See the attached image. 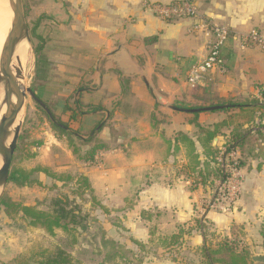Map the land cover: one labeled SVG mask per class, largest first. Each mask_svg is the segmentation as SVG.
<instances>
[{
  "label": "crops",
  "instance_id": "crops-1",
  "mask_svg": "<svg viewBox=\"0 0 264 264\" xmlns=\"http://www.w3.org/2000/svg\"><path fill=\"white\" fill-rule=\"evenodd\" d=\"M41 1L36 22L44 60L34 92L56 115L73 100L87 106L82 107L85 113L78 125L83 134L105 122L98 137L110 147L95 155L94 165L79 169L98 198L115 207L133 200L129 208L138 211L142 225L153 220L172 231L178 225L194 227L195 220H200L214 233V241L236 233L250 239L247 234L252 231L260 248L263 153L246 158L249 168H241V191L232 210L227 214L208 211L203 200L216 179L208 178L211 185L199 183L188 150L175 140L182 132L194 141L201 167L205 157L196 139L194 113L168 106L195 108L228 100L261 104L264 49L241 48L229 39L221 49L222 66L212 70L202 85L191 87L186 76L205 57L209 39L198 18L164 20L145 5L154 0ZM192 2L200 15L213 22L264 35L262 13L232 11L218 0ZM221 110L199 112L197 121L212 125L226 116ZM259 124L258 130L264 133V118ZM227 133L223 129L212 147H224ZM66 153L71 156L70 150ZM189 238L197 244L204 240L202 232L194 229Z\"/></svg>",
  "mask_w": 264,
  "mask_h": 264
},
{
  "label": "rangeland",
  "instance_id": "rangeland-1",
  "mask_svg": "<svg viewBox=\"0 0 264 264\" xmlns=\"http://www.w3.org/2000/svg\"><path fill=\"white\" fill-rule=\"evenodd\" d=\"M21 1L31 44L34 47L38 44V40L32 38V31L35 30V26L37 32L39 30V24L37 23L35 26L34 24L42 1ZM218 1L225 3L232 11L241 9L245 13L264 14V0ZM33 60H36V55ZM31 75L28 86L32 89L37 83L35 66ZM38 105L27 94L18 122L20 125L19 136H25V144L19 156L13 161L11 160L10 168L31 170L36 167H44L63 177L70 175L75 178L79 174L85 175L79 169L82 166L84 168L91 167L96 162V158L93 162H85L79 157L83 155L84 151L89 150L93 143L80 145L77 140L73 139L79 152L78 154L71 152V156H68L66 152L70 149L67 146L66 138L58 139L56 137L58 132H54L51 122L46 114L40 111ZM46 109L48 108L46 107ZM31 177L38 180L37 183L20 186L7 181L2 196L7 195L12 201L20 204L36 205L57 194H68L70 199H74L80 204L83 212L89 215L87 228L69 231L58 228L54 229L53 233H48L40 226L27 224L20 214L6 215L3 207L0 206V264H30V259L36 258L41 251H53L56 247L66 250L72 261L78 264H205L200 252L201 242L197 244L189 238L190 235H186L181 243L168 244L165 239L178 230L177 226L171 231L161 228L153 220L148 225L140 224L137 216L138 211L129 208L133 200H128V202L126 200L124 207L108 206L98 198L94 191L93 193L85 191L80 196L77 185L74 184L75 180L65 182L55 180L39 171L33 172ZM90 194L94 195L95 203L92 202ZM45 204L46 202H43V205L39 207L44 208ZM183 227L185 231L189 228ZM150 230L152 233H149ZM237 231L240 233L241 230ZM206 233L205 239L211 241L212 244L221 239L217 238L218 240L214 241V233L209 231ZM247 236L250 239H247L244 233H236L232 238L235 243H239L241 249L246 250L251 256L258 251L264 254L261 244H259L260 248H258V243L256 244V233L251 231ZM102 238L113 240L121 248H114L118 251L115 253L110 244L103 246ZM108 252L111 255H108Z\"/></svg>",
  "mask_w": 264,
  "mask_h": 264
},
{
  "label": "trees",
  "instance_id": "trees-1",
  "mask_svg": "<svg viewBox=\"0 0 264 264\" xmlns=\"http://www.w3.org/2000/svg\"><path fill=\"white\" fill-rule=\"evenodd\" d=\"M37 25V22L34 26ZM32 38L38 40V44L34 45L33 50L36 55L35 60V79L36 82L41 72V62H43L44 57L42 55V39L38 34L36 26L35 30L32 31ZM40 63V65H39ZM122 81L126 79L122 78ZM35 87L32 88V92L35 94ZM263 102L258 104H241L233 102L231 100L221 103V105H226L221 111L226 113V116L220 121L213 123L212 125L206 126L201 125L197 121L198 113L192 114V123L196 128L197 141L202 148V153L205 159L200 167V161L198 160V153L195 151L194 141L182 132H179L175 140H180L184 143L186 147L187 154L189 157V163L191 169L196 172L197 178H199V183H208V178L218 179L222 177L221 169L215 160L217 152L219 149L212 147L213 139L222 134V130H228L227 138L223 144L226 150H236L239 153V158L237 162V167L242 168L247 165L246 158L249 156L254 157L255 155L263 153V143H264V133L258 130V126H262L260 123L261 119L264 118V91H262ZM39 104V103H38ZM49 112H47L46 108ZM38 105L41 112L45 113L48 120L51 122L54 132H58L56 137L58 139L66 138L67 146L72 153L78 154L79 148H77L73 139L77 140L80 145H87L91 142L93 145L89 150L84 151L83 155L79 158L85 162H93L95 155L101 151L108 148V146L103 143L99 137L98 133L101 128L106 125L104 123L97 124L88 133H81L78 129V123L81 116L85 113L82 104L78 100H73L72 105L66 104L63 108L61 115H56L48 104L44 103ZM220 109L214 110L218 111ZM63 117L65 119H63ZM257 118V120H256ZM255 128L256 130H252ZM25 136L20 135L18 143L14 150V155L12 161L19 156L21 150L25 144ZM99 139V140H98ZM249 168V166L247 165ZM35 171L43 172L47 176L60 181H71L75 180L77 185L78 194L82 196L85 191L93 193L90 181L87 176L79 174L75 178L70 175L65 177L56 174L55 172H50L47 168L36 167L31 170H25L22 168H13L9 170L8 182L23 186L30 185L38 180L33 179L32 173ZM212 180L210 181L212 184ZM91 195V194H90ZM92 202L95 203L94 195H91ZM46 202L45 207L41 208L39 206ZM0 206L3 207L6 215L20 214L27 224L31 226H40L44 228L48 233H53L54 229H62L64 231H69L73 229H86L87 219L89 215L83 212L80 204H78L74 199H70V196L65 193H60L55 196L44 199L42 202H38L36 205H24L18 202L12 201L7 195H3L0 200ZM177 231L171 233L165 242L168 244L181 243L184 237L189 236L192 230H200L203 235V242L200 247L201 255L203 256L205 264H264L255 263L251 260V255L244 249L239 247V243H235L232 236H223L221 239L212 244L211 241L205 239L206 232L208 229L205 228V223L200 220H195V226L188 228L187 231L184 230L183 225L177 226ZM152 233V230L149 231ZM259 235L261 239V247L264 250V220H262L259 228ZM234 237V236H233ZM103 246L107 244L111 245L112 251L117 253L118 251L114 248H121L116 245L113 240L107 238L101 239ZM117 246V247H116ZM108 255H111L108 252ZM114 256V255H112ZM30 264H78L72 261L69 253L66 252L61 247H56L53 251L43 250L37 254L36 258L30 259Z\"/></svg>",
  "mask_w": 264,
  "mask_h": 264
},
{
  "label": "built area",
  "instance_id": "built-area-1",
  "mask_svg": "<svg viewBox=\"0 0 264 264\" xmlns=\"http://www.w3.org/2000/svg\"><path fill=\"white\" fill-rule=\"evenodd\" d=\"M145 5L164 20L196 17L208 32L206 55L190 67L186 76V82L191 87L202 85L212 70L222 66L221 49L229 39L235 40L241 48L257 45L264 49V35L259 31L252 29L239 32L224 24L213 22L200 15L197 6L190 0H154L145 2ZM238 158L239 153L236 150H226L222 147L217 152L215 160L221 169L222 177L216 179L212 192L203 200L206 210L224 214L232 210L239 197L243 179L241 168L237 167Z\"/></svg>",
  "mask_w": 264,
  "mask_h": 264
},
{
  "label": "water",
  "instance_id": "water-1",
  "mask_svg": "<svg viewBox=\"0 0 264 264\" xmlns=\"http://www.w3.org/2000/svg\"><path fill=\"white\" fill-rule=\"evenodd\" d=\"M9 4L13 12V17L6 50H3L0 55V84H2L3 89L2 97L0 98V200L3 189L8 181L9 168L20 132V125L18 123L19 117L27 94H29L37 103L44 106V103L34 95L32 89L29 86L25 89L22 88L16 80V76L12 74L10 64L12 62L15 47L19 42L23 40L27 42L32 54V59L35 58V52L31 44V38L25 21L22 1L9 0ZM34 66L35 60H33L32 71ZM13 97L15 98L14 102L12 101ZM3 107L6 109L5 112L1 114ZM168 107L176 111L199 113L223 109L226 105H213L195 108H181L175 105H169ZM46 110L49 112L48 109ZM15 123L16 125L14 126ZM9 138L10 140L8 142ZM251 260L255 263H264V254L252 255Z\"/></svg>",
  "mask_w": 264,
  "mask_h": 264
},
{
  "label": "bare ground",
  "instance_id": "bare-ground-1",
  "mask_svg": "<svg viewBox=\"0 0 264 264\" xmlns=\"http://www.w3.org/2000/svg\"><path fill=\"white\" fill-rule=\"evenodd\" d=\"M13 17V12L11 10L8 0H0V55L3 50H6L8 36L11 28V21ZM33 59L26 41L19 42L14 50V55L10 68L12 74L16 76V80L21 85L22 88H26L30 82L31 72H32ZM3 89L2 84H0V98L2 97ZM15 101V98H12ZM5 107H3L1 114L5 112ZM18 121V120H17ZM16 121V123H17ZM14 124V126L16 125ZM13 126V127H14ZM10 138L8 139L9 142ZM1 165V158H0Z\"/></svg>",
  "mask_w": 264,
  "mask_h": 264
}]
</instances>
